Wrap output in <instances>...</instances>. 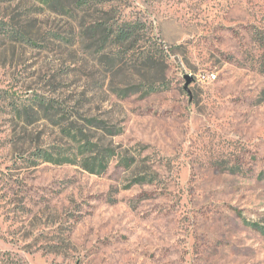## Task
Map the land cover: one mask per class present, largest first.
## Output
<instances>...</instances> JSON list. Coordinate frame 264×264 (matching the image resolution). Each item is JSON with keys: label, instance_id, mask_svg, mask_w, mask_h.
<instances>
[{"label": "rangeland", "instance_id": "374dc122", "mask_svg": "<svg viewBox=\"0 0 264 264\" xmlns=\"http://www.w3.org/2000/svg\"><path fill=\"white\" fill-rule=\"evenodd\" d=\"M114 18L143 38L105 40ZM34 97L66 115L14 111ZM71 125L115 151L104 174L37 157ZM243 220L264 227V0H0V264H264Z\"/></svg>", "mask_w": 264, "mask_h": 264}, {"label": "trees", "instance_id": "16d2710c", "mask_svg": "<svg viewBox=\"0 0 264 264\" xmlns=\"http://www.w3.org/2000/svg\"><path fill=\"white\" fill-rule=\"evenodd\" d=\"M40 4L50 6L51 4H58L63 5L66 2L67 3H74V6L80 10L81 12L85 13V11L90 10L93 6H100L104 5L108 2H112L113 0H38ZM113 7H110V10ZM63 9V8H60ZM65 9V8H64ZM105 15L108 12H103ZM99 21V22H98ZM98 25H96L97 30L104 33V39H113L115 43L119 44L120 46H123L124 43L133 41L137 42L138 40L142 39L140 32L143 31L144 25L143 23H126L121 21L119 18L112 21L111 24H109V21H105L103 19L97 20ZM158 45L157 47V41L154 42V44L151 45V49L149 51L142 52L141 56L145 55V60L148 62H152L157 65H164V53L165 49L160 48L162 46ZM144 54V55H143ZM167 56V55H166ZM143 58V57H141ZM139 87L137 86H130L127 89L124 90H114L113 93H115L119 97H127L133 94H136L139 91ZM146 91L145 95L157 93L163 90L168 89L169 87L167 85L162 84L160 81L158 82L154 78L150 80L148 83H146ZM27 103L21 106H15L14 111L20 116V113L22 111L28 110L31 106L34 104L37 105V103L41 104V107L47 112V114H55L56 112H59L60 114L66 115V112H64L61 107L56 106L55 103H57L53 99H48L47 101L44 99H39L38 97L34 98H26L25 100ZM52 112V113H51ZM122 130L119 129L118 132H121ZM61 134L64 138H66L70 145L73 147L71 150L66 152H59V153H52L44 149H40L37 153V157L41 159L44 162H50L53 164H70V165H76L82 168L84 171L93 174V175H102L107 171L109 162L112 157L115 155V151L112 148H106L101 149L97 143L90 140L89 136H87L81 128H77L74 125L62 127L61 128ZM228 171L231 174H238L241 172L240 168H230ZM137 182H152V179L150 181H147L145 179H139ZM243 222L260 231L264 235V227H260V225L256 223H250L249 221L243 220Z\"/></svg>", "mask_w": 264, "mask_h": 264}, {"label": "built area", "instance_id": "2783aa9c", "mask_svg": "<svg viewBox=\"0 0 264 264\" xmlns=\"http://www.w3.org/2000/svg\"><path fill=\"white\" fill-rule=\"evenodd\" d=\"M204 79L208 82H212L216 79V75H206L204 76Z\"/></svg>", "mask_w": 264, "mask_h": 264}, {"label": "water", "instance_id": "95a60500", "mask_svg": "<svg viewBox=\"0 0 264 264\" xmlns=\"http://www.w3.org/2000/svg\"><path fill=\"white\" fill-rule=\"evenodd\" d=\"M186 84H190L191 82H193V78L191 76H186Z\"/></svg>", "mask_w": 264, "mask_h": 264}]
</instances>
